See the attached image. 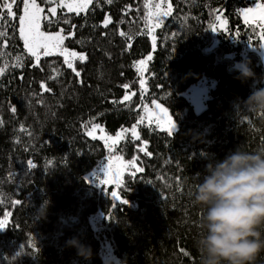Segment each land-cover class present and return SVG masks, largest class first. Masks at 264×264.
Instances as JSON below:
<instances>
[{
	"label": "trees",
	"instance_id": "1",
	"mask_svg": "<svg viewBox=\"0 0 264 264\" xmlns=\"http://www.w3.org/2000/svg\"><path fill=\"white\" fill-rule=\"evenodd\" d=\"M169 1L171 14L156 27L154 51L146 0H92L79 14L59 9L52 17L60 18L58 27L44 21V30L64 29L66 47L86 55L76 62L79 76L60 55L35 64L19 39L18 20L4 12L0 220H7L0 229V264H104L107 244L119 264H199L194 240L201 209L191 195L198 174L239 146L248 151L264 146V112L244 103L264 88L261 59L250 51L261 44V30L244 23L239 11L257 0ZM38 2L47 14L52 5ZM147 2L155 6L160 0ZM17 9L22 10L19 0ZM217 12L228 25L218 31L215 46ZM150 53L143 87L136 64ZM237 63L254 75L242 77ZM204 77L215 80L216 88L205 111L196 114L183 92ZM125 93L134 96L124 100ZM156 101L177 123L174 134L142 121L144 107ZM94 124L111 135L137 126L139 138L128 134L114 152L143 169L127 172L116 189L128 204L112 199L113 187L88 178L112 156L87 136ZM72 238L91 250L88 258L68 245ZM255 264H264V253Z\"/></svg>",
	"mask_w": 264,
	"mask_h": 264
},
{
	"label": "clouds",
	"instance_id": "2",
	"mask_svg": "<svg viewBox=\"0 0 264 264\" xmlns=\"http://www.w3.org/2000/svg\"><path fill=\"white\" fill-rule=\"evenodd\" d=\"M242 77L254 75L247 64ZM248 110L264 112V88L253 91ZM191 195L201 214L194 247L199 264H255L264 253V146L248 151L239 146L205 165ZM44 210L41 211L43 215ZM88 258L91 250L77 238L68 242Z\"/></svg>",
	"mask_w": 264,
	"mask_h": 264
},
{
	"label": "snow or ice",
	"instance_id": "3",
	"mask_svg": "<svg viewBox=\"0 0 264 264\" xmlns=\"http://www.w3.org/2000/svg\"><path fill=\"white\" fill-rule=\"evenodd\" d=\"M20 4H22V10L17 9L14 10V6L17 3V0H6V2L0 3V22H2L4 17V12L6 11L7 17L12 20H18V31H19V39L23 41V48L26 49L27 53L30 54L31 58H34L36 63L39 64L42 56H52L53 54H59L64 57V62L68 65L69 68H72L77 76L80 75L78 71L73 67V61L75 59H79L81 61L87 59L86 55L83 53H77L75 51H70L67 47L64 46V42L66 40V35L64 34V29H60L59 31H44L42 30V20L47 22L49 27L59 26L60 18H56L55 20L52 17H56L57 9L61 10L67 9L68 12H75L77 14L84 12L88 9V6L92 4V0H44L45 3L52 5L48 8L47 14L43 7H41L40 3L37 0H19ZM107 3L111 4L112 0H107ZM146 9H148L145 19L148 22L149 33L151 34L152 30L156 27H159L163 22L161 17L168 16L171 14V6L169 5L168 10H161L160 5L156 4L153 6L151 3H148L146 0L145 4ZM155 8V10H153ZM18 11L20 14L18 15ZM241 15L243 16L244 22L246 24L251 21L258 20L262 27H264V3L255 2L254 7H246L239 10ZM43 14V15H42ZM217 22L220 27H224L226 25V21L222 20L219 12H217L216 17ZM111 22V17H107L103 20V24L107 27ZM64 23H68L67 20ZM73 28L75 25L72 26ZM217 28L215 25L212 27V31H216ZM73 33L68 32V36H71ZM122 36L125 33H120ZM238 34V33H237ZM6 33L0 31V39L6 37ZM153 47L156 46V37L152 36ZM264 47V45H261ZM151 59V56L148 57ZM22 57H17V67H22L21 63ZM145 61L140 60L137 62L138 65H144ZM138 70L143 71L142 68ZM5 71V68H0V74ZM143 86V79L140 81ZM42 87H44L42 85ZM125 89L129 86L127 84L123 85ZM50 91V89H47ZM124 100L130 99L129 94L125 93ZM155 103V102H154ZM156 108L163 113L161 119L165 125L164 130L171 134L175 128V122L172 120V117L168 114L167 108H162L160 104H156ZM15 111V109H13ZM145 113L149 112L147 106L144 108ZM143 119V118H141ZM99 124H94L92 126V131H89V135L96 139L94 135L95 129H99ZM128 131V130H125ZM131 135L138 139L139 134L136 130V125H133L130 129ZM101 140H104L105 144L109 146L111 149L112 145L119 142L122 138L121 133H117L115 137H106L101 135L99 137ZM111 141V143H109ZM143 150V149H142ZM147 155H151L150 152L146 153ZM109 163L106 164L105 174L103 178H100V183L102 185H115L116 189H119L122 184V174L125 171L126 167L132 166L135 161H129L127 164L123 161L122 157H116V161H119V166L114 167V161L112 157L109 158ZM28 165L30 167H35L34 163L30 160L28 161ZM138 171H143V169H138ZM135 175V173H132ZM110 195L114 201H120L122 204H128L127 200L121 198V194L118 190H112ZM15 203L19 204V201H15ZM111 218V217H110ZM7 220V216L5 220H0V229L5 227V223Z\"/></svg>",
	"mask_w": 264,
	"mask_h": 264
},
{
	"label": "rangeland",
	"instance_id": "4",
	"mask_svg": "<svg viewBox=\"0 0 264 264\" xmlns=\"http://www.w3.org/2000/svg\"><path fill=\"white\" fill-rule=\"evenodd\" d=\"M37 2H38V0H37ZM257 2L264 3V0H257ZM38 3H39V2H38ZM40 5H41V4H40ZM90 5H91V4H90ZM90 5L88 6V8L90 7ZM159 5H160L161 10H168L169 5L171 6L169 0H160ZM41 7H43L44 10H45V7H44L43 5H41ZM250 7H254V4H253L252 6H250ZM59 9H60V8L57 9V13H58V10H59ZM64 10L67 11V9H64ZM153 10H155V8H153ZM86 11H87V10H86ZM67 12H68V11H67ZM84 12H85V11H84ZM57 13H56V15H57ZM44 14H45V13H44ZM42 15H43V14H42ZM219 15H220V17H221L222 20H224V21L227 22V20H226L225 17L223 16V14H219ZM163 17L165 18L166 16H163ZM163 17H161V19H162ZM216 17H217V16H216ZM241 17H242V20H243V22H244V19H243V16H242V15H241ZM164 18L162 19V21L164 20ZM216 21H217V20H216ZM43 23H44V21L42 20V30H44V28H43ZM244 23H245V22H244ZM248 24H254V25H257V26L259 27V29L261 30V32H260V38H261V40H262V41H261V44L259 45V47H251V48H250V51H253V52H255V53H257V54L259 55V57H260V59H261V62H262V65H263V69H264V47L261 46V45H264V32L262 31V30L264 29V27L261 26V24H260V22H259L258 20H256V21H251V22L248 23ZM227 25H228V24L226 23V25L222 28V27H220V25H219L218 22L215 24L217 30H216V31H212V34H213V36L215 37V39H214V45H215V46L217 45V41H218L217 38H216V37H217L216 35L218 34V31H219V30H225V29L227 28ZM44 31H46V30H44ZM155 31H156V28H154V29L152 30L151 34L149 35V36H150V40H151V44H152V49H153V51H154V50L156 49V47H157V42H156V46L153 47V40H152V36H153V35L156 37ZM65 42H66V40H65ZM65 42H64V46L66 47ZM67 48H68V47H67ZM68 49H69V48H68ZM69 50H70V51H75V52H77V53H81V52H78V51H76V50H72V49H69ZM83 54H84V53H83ZM29 55H30V54H29ZM53 55H59V54H53ZM84 55H85V54H84ZM149 56H151V58H152L153 53H150L145 59H143V60L145 61L144 65L140 66V65L136 64V69H137V71L139 72V74H140V76H141V80L143 79V81H144L143 87H144L145 82H146V71H147L148 63H149V61L151 60V59H148ZM43 57H45V56H42L41 59H42ZM41 59H40V60H41ZM63 59H64V57H63ZM34 60H35V59H34ZM85 60H86V59H85ZM85 60H83V61H85ZM77 61H81V60H79V59L77 58V59H75V60L73 61V67H74V68L76 67V62H77ZM35 64H37L36 61H35ZM241 65H242L241 63H237V64H235V68L240 70V66H241ZM67 66H68V65H67ZM139 68H142L143 71L138 70ZM71 69H72V68H71ZM215 88H216V81L204 77V78H202L198 83L193 84V85H191L189 88H187V89L183 92V95H184V96H185V97L191 102V104L193 105V108H194L195 113H196V114H201V113H203V112L205 111V109H206V102H207V100H208L209 97H210V93H211V91H212L213 89H215ZM128 94H129L130 99L134 96L133 93H128ZM130 99H128V100H130ZM156 104H160V105L162 106V108H166V107H164L161 103H159V102H157V101H156L155 103L153 102L151 105H146L147 108L149 109V112L146 114L145 111L143 110V119H142V121H143L144 123H147V124L155 125V126H156L157 128H159L160 130L165 131V130H164L165 125H164V123H163V120L161 119V117L163 116V113L160 112V111L156 108ZM144 108H145V107H144ZM167 110H168V109H167ZM168 114L172 117V115H171V113L169 112V110H168ZM172 120L175 122V120H174L173 117H172ZM92 130H93V129H92V127H91V128H89V129L87 130V132H86V133H87V136H88L89 138H91V139H93V137L90 136L88 133H89V131H92ZM136 130H137V132H138L137 126H136ZM176 131H177V123L175 122V128H174V130H173V132H172L171 134H174ZM166 132H167V131H166ZM118 133H121V134H122V138L119 140L118 143L112 145V147H111V149H110L109 146L105 144L104 140H101L99 137H100L101 135H104V136H106V137H115L117 134H115V135H111V134L107 133V132L105 131V129H104L101 125H100V128H99V129H95V131H94V135L96 136V140L101 141V142L104 144V146H105L109 151L112 152V156H111V157H112L113 161L115 162V163H114V167H118V166H119V161H116V157H122V159H123V161L125 162V164H127V162H129V161H135V160H128V159L124 158L122 155L117 154V153H114V152H115V149H116V147L119 145L120 141H121L122 139L126 138V136H127L128 134L131 135V131H130V129H128V131L121 130V131L118 132ZM167 133H168V132H167ZM138 134H139V132H138ZM131 136H132V135H131ZM109 143H111V141H109ZM108 163H109V161L107 162V164H108ZM105 168H106V165L100 167L99 169L94 170L91 174L88 175V178H89L90 180H92V179L97 180L95 183H96L98 186H105V185H102V184L99 182V181H100V178H103V176H104V174H105ZM138 169H141V168L139 167L137 161H135V163H134L132 166H130V167H126L125 171H124L123 174H122V178H123V176H124L127 172H131V173H135V174H136V173H139L140 171H138ZM106 187H113V190H116L115 185H106ZM115 202H118V200L115 201ZM98 217H99V216H98ZM93 225H94V228L96 229V226H95L94 222H93ZM103 260H104V264H119L118 259H117L116 256L113 254V252H112V248H111V246H110L109 244L105 245V247H104Z\"/></svg>",
	"mask_w": 264,
	"mask_h": 264
}]
</instances>
